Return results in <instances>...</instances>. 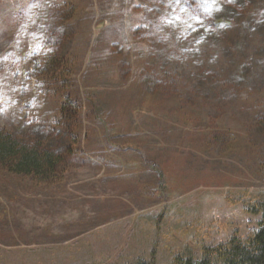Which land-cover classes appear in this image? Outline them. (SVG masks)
<instances>
[{"label":"rangeland","instance_id":"1","mask_svg":"<svg viewBox=\"0 0 264 264\" xmlns=\"http://www.w3.org/2000/svg\"><path fill=\"white\" fill-rule=\"evenodd\" d=\"M0 264H177L260 229L264 0H0Z\"/></svg>","mask_w":264,"mask_h":264},{"label":"trees","instance_id":"2","mask_svg":"<svg viewBox=\"0 0 264 264\" xmlns=\"http://www.w3.org/2000/svg\"><path fill=\"white\" fill-rule=\"evenodd\" d=\"M20 146L9 135L0 134V163L10 173L43 177L54 172L57 161L52 154ZM257 200L251 210L253 215L262 216L257 232L244 241L234 236L226 244L205 248L199 260L177 257V264H264V194ZM135 264L155 263L151 260H138Z\"/></svg>","mask_w":264,"mask_h":264}]
</instances>
